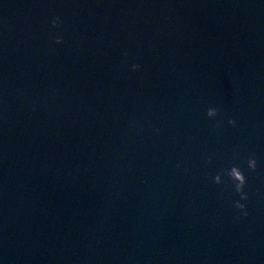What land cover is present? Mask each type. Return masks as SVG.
Listing matches in <instances>:
<instances>
[{
    "label": "water",
    "instance_id": "1",
    "mask_svg": "<svg viewBox=\"0 0 264 264\" xmlns=\"http://www.w3.org/2000/svg\"><path fill=\"white\" fill-rule=\"evenodd\" d=\"M0 264H264V0H0Z\"/></svg>",
    "mask_w": 264,
    "mask_h": 264
},
{
    "label": "clouds",
    "instance_id": "2",
    "mask_svg": "<svg viewBox=\"0 0 264 264\" xmlns=\"http://www.w3.org/2000/svg\"><path fill=\"white\" fill-rule=\"evenodd\" d=\"M59 23H60V18L59 17H56L55 19H53L52 21V24L56 27L59 26ZM56 41L57 43H60L62 41V37H57L56 38ZM134 69H137L140 67L139 64H134L132 66ZM219 114V109L216 108V107H210L208 110H207V115L209 117H215ZM229 124L235 126L236 125V120L233 119V118H230L229 121H228ZM219 125V122L217 124V126ZM157 131H159L157 129ZM211 161V157H209V162ZM248 167L255 171L256 170V167H257V160L255 158V156H250V158L248 159ZM228 177L232 180V182L234 183L235 185V190L236 192L239 194L240 196V200H237L235 202V207L238 208V209H245L246 208V205L244 203H241V201L243 200H247L248 199V194L244 191V188H245V185L247 184V178L246 176L244 175L243 171L241 170V168L239 166H232L230 168V170H225ZM214 181L216 183H221L222 182V177H221V174H216L215 177H214ZM248 213L245 211L244 212V215L246 216Z\"/></svg>",
    "mask_w": 264,
    "mask_h": 264
}]
</instances>
